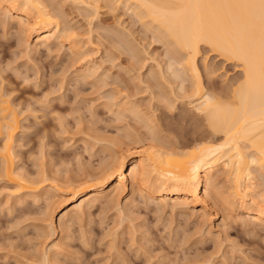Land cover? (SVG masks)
I'll use <instances>...</instances> for the list:
<instances>
[{
    "label": "rangeland",
    "instance_id": "rangeland-1",
    "mask_svg": "<svg viewBox=\"0 0 264 264\" xmlns=\"http://www.w3.org/2000/svg\"><path fill=\"white\" fill-rule=\"evenodd\" d=\"M44 1L68 34L48 50H34V32L22 34L16 14L0 12V18H13L10 29L0 26V88L18 89L11 97L19 96L12 104L19 115L14 167L35 184L22 194L0 172V264H264V224L252 221L239 202L232 207L224 201L230 183L222 170L214 176L220 191L214 189L206 216L191 202L160 206L162 199L148 200L144 189L130 194L129 183L118 201H112L117 194L103 197L83 219L75 213L61 227L68 182L100 173L101 164L113 162L128 144L170 150L211 138V132L198 116L196 98L184 90L191 87L189 74L134 5ZM86 64L92 72L83 71ZM198 64L207 94L208 72L223 89L241 76L236 65L206 49ZM251 170L250 190L261 202L264 169ZM247 208L255 206L248 202Z\"/></svg>",
    "mask_w": 264,
    "mask_h": 264
},
{
    "label": "bare ground",
    "instance_id": "bare-ground-1",
    "mask_svg": "<svg viewBox=\"0 0 264 264\" xmlns=\"http://www.w3.org/2000/svg\"><path fill=\"white\" fill-rule=\"evenodd\" d=\"M118 1L134 5L138 16L158 28L162 34L160 38L170 45L175 63L182 66L184 75L189 74L192 80L188 79L191 81L188 89L184 85L185 76L181 81L182 86L191 92L190 97L196 98L198 116L203 118L211 138L198 137L181 142L170 150L153 145L129 149L128 144L127 149L118 156L113 155L115 161L109 159L110 164L106 161L101 164L100 173L85 175V180L80 183L67 180L69 186H66L68 190L65 193L70 196L64 197V200L62 198L63 203L60 202L64 205L60 210L61 227H68V219L75 213L78 219H83L86 216L85 209H93L103 197L117 194L111 199L118 201V196L129 183L130 194L144 189L148 200L162 199L160 206L161 203L168 205L170 201L175 202L173 205H178L177 201L186 202V205L191 202L194 210L206 216L208 202L217 188L214 176L221 170L227 174L230 183L227 197L223 194L226 197L224 201L232 207L235 202H239V209L246 211L252 221L264 224V199L256 202L250 190L253 186L252 167L264 169V6L261 0ZM48 10L44 0H0V12L16 14L21 21L19 31L22 34L27 33L29 36L28 32H34V50L43 45L48 50L52 42L68 37L61 20L57 19L60 15L56 16L53 14L55 12ZM11 19L6 16L0 18V26L10 29ZM70 45L73 50L77 48L73 42ZM203 49L210 51L226 65H236L241 76L233 82L229 81L231 85L223 89L211 79L212 75L208 72L211 93L207 94L203 71L198 66ZM91 68L86 64L83 71L88 73ZM16 91L18 89L15 90L12 85L0 88V158L3 164L0 172L10 182L19 185L23 194L32 191L35 184L23 172L15 171L14 167L13 141L19 130V115L13 110L12 104L19 96L11 97ZM248 202L255 209L249 210ZM52 249L57 251L58 245L52 246Z\"/></svg>",
    "mask_w": 264,
    "mask_h": 264
},
{
    "label": "snow or ice",
    "instance_id": "snow-or-ice-1",
    "mask_svg": "<svg viewBox=\"0 0 264 264\" xmlns=\"http://www.w3.org/2000/svg\"><path fill=\"white\" fill-rule=\"evenodd\" d=\"M261 5L264 6V0H261Z\"/></svg>",
    "mask_w": 264,
    "mask_h": 264
}]
</instances>
